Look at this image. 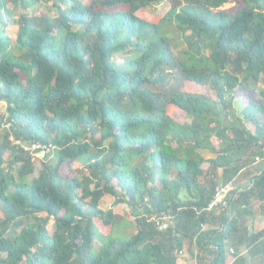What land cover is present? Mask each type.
Wrapping results in <instances>:
<instances>
[{
	"label": "trees",
	"instance_id": "16d2710c",
	"mask_svg": "<svg viewBox=\"0 0 264 264\" xmlns=\"http://www.w3.org/2000/svg\"><path fill=\"white\" fill-rule=\"evenodd\" d=\"M37 1L0 0V264H176L184 244L208 264L241 245L264 264V228L239 233L264 215V89L249 90L264 83V0H171L157 19L162 0H42L52 15L30 13ZM175 73L183 88L166 90ZM35 142L53 147L40 168ZM210 169L237 183L224 208H207ZM105 195L135 232L111 237L125 218Z\"/></svg>",
	"mask_w": 264,
	"mask_h": 264
},
{
	"label": "rangeland",
	"instance_id": "374dc122",
	"mask_svg": "<svg viewBox=\"0 0 264 264\" xmlns=\"http://www.w3.org/2000/svg\"><path fill=\"white\" fill-rule=\"evenodd\" d=\"M91 0H83L84 3H89ZM236 1L233 0L229 6H235ZM171 5V0H162V2H160L159 4H157L155 6V19L161 17L162 15H164L167 10L169 9ZM28 11L32 14H48V15H52L55 14V10H51L49 3H46L42 0H38L31 8L28 9ZM14 18H17V15L14 16ZM18 30V25L16 23H9L6 26V33L12 38L14 39L16 36ZM184 47V43L182 42L181 39L179 40H175L173 39L171 42V50L174 54L179 53L182 48ZM115 58L117 59V61H121L122 57L120 55H116ZM167 72H169V70H167ZM183 88V77L180 73H175L173 75V77L171 78L170 82L168 83V85L166 86V90H173V89H181ZM187 89H192V88H188L185 87ZM260 89H264V83L262 82V80H259L256 84H250L249 86V90L252 94H255L256 97L255 98H259V90ZM204 91L208 90V92H210V89H203ZM247 102V97L245 94H243L241 91L239 92V95L237 97V101L235 103V110H237V113H239L242 109V107L245 105V103ZM5 102L0 101V114L4 112L5 109ZM168 113L177 121L179 122H183L185 120H187V117L185 115V113L183 111H181L180 109H177V107H174L172 105H170L168 107ZM241 115V114H240ZM16 142H19L16 140ZM212 142L215 145L216 148L219 147L220 144V139L213 137L212 138ZM25 145V143H23ZM29 147V146H27ZM200 152L203 154V156L205 158L208 157H212L215 154L213 152H210L208 150V148H201ZM42 157V156H40ZM39 157V158H40ZM39 158H32V160L35 162V164L38 166V168H40V162L41 159ZM258 160H260V158H257L256 163L253 165L254 167V173L257 172V167L262 164L264 166V160L262 159L261 161L258 162ZM203 167L207 168L208 164L204 163ZM59 171L61 174L63 175H67V176H75L77 175V172L70 167V163L69 162H65L63 163L60 168ZM221 173V175L219 174ZM209 180L210 181H215V185L216 187L218 185H220V183H222V169H218V170H213L210 169V174H209ZM215 187V188H216ZM100 208L102 209H108L112 206H114V197L111 195H105L101 198L100 200ZM123 205L117 206L116 205L113 208H117L119 209L118 211H120L122 213V215L124 216V221H122V223L120 225H117L113 228L112 232H111V237H115V238H125L126 236H129L131 233L135 232L136 228L134 227L135 225V219L134 217H132L128 211H129V207H125L123 209L122 207ZM251 221V220H250ZM132 224H131V223ZM253 226H248L250 228V230H260L264 228V219L262 217H258L256 219H254L253 221ZM252 222L250 224H252ZM52 224H53V220L51 219L48 223V229L51 231L52 230ZM249 224V225H250ZM107 231V229H105V232ZM100 244V241L97 240V242L94 244V251H97V248ZM179 254H181V252H179Z\"/></svg>",
	"mask_w": 264,
	"mask_h": 264
},
{
	"label": "crops",
	"instance_id": "0c3cea01",
	"mask_svg": "<svg viewBox=\"0 0 264 264\" xmlns=\"http://www.w3.org/2000/svg\"><path fill=\"white\" fill-rule=\"evenodd\" d=\"M258 167L264 168V166L262 164H260ZM258 167H257V169H258ZM219 174L221 175V173H219ZM241 182H239V183H241ZM220 184L227 185L228 189L230 190L237 183L236 182L233 183V181H230L226 184H224V183H220ZM255 208H256V212L253 216L252 215H246L240 219L239 233L245 234V233H249L251 231H256V230H252V229L250 230V228L248 226L252 227L253 226L252 221L258 217H262L264 219V215L260 213L259 206L256 205ZM251 222H252V224H250ZM236 252H237V254H241L246 258V260H247L246 264H257L261 261V256H259V255L252 256L248 252V249L244 245L239 246L237 249H235V247H233V246H228V253L226 255V263L225 264H233V260L235 258ZM211 257H212L211 253H206V254L204 253L203 258H201L199 261L195 257L191 258L190 254L188 253V246H187V244H184V246L181 250V254H179V257L176 261V264H208Z\"/></svg>",
	"mask_w": 264,
	"mask_h": 264
},
{
	"label": "built area",
	"instance_id": "2783aa9c",
	"mask_svg": "<svg viewBox=\"0 0 264 264\" xmlns=\"http://www.w3.org/2000/svg\"><path fill=\"white\" fill-rule=\"evenodd\" d=\"M31 153L32 158H44L47 154L52 150V145H44L38 142L32 143L29 147H25ZM229 191L227 185L220 184L216 187L214 197L208 204L207 208L212 209L215 206L221 205L223 208L228 205L227 200L225 198L226 193ZM181 252V251H180Z\"/></svg>",
	"mask_w": 264,
	"mask_h": 264
}]
</instances>
